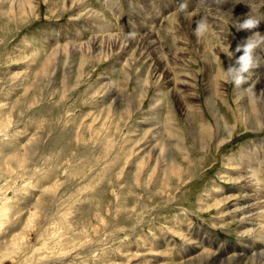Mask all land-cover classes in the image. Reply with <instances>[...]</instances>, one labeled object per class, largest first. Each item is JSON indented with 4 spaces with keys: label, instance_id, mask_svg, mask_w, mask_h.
Segmentation results:
<instances>
[{
    "label": "rangeland",
    "instance_id": "374dc122",
    "mask_svg": "<svg viewBox=\"0 0 264 264\" xmlns=\"http://www.w3.org/2000/svg\"><path fill=\"white\" fill-rule=\"evenodd\" d=\"M19 1L0 0V264H264V101L223 73L264 0Z\"/></svg>",
    "mask_w": 264,
    "mask_h": 264
},
{
    "label": "clouds",
    "instance_id": "9594fccd",
    "mask_svg": "<svg viewBox=\"0 0 264 264\" xmlns=\"http://www.w3.org/2000/svg\"><path fill=\"white\" fill-rule=\"evenodd\" d=\"M180 9H186V3H182ZM260 21L247 14L246 18L240 22H235L237 32L249 31L252 34L244 38L235 48V53H240L234 61H231L224 69V77L231 82L237 90H241V85L248 84L252 77V70L260 65L257 49L264 47V34L259 31H252L258 28ZM206 18H201L196 22L194 34L199 39L207 30ZM254 84H248L247 88L242 89L244 93L253 92ZM264 91V90H262Z\"/></svg>",
    "mask_w": 264,
    "mask_h": 264
},
{
    "label": "bare ground",
    "instance_id": "6f19581e",
    "mask_svg": "<svg viewBox=\"0 0 264 264\" xmlns=\"http://www.w3.org/2000/svg\"><path fill=\"white\" fill-rule=\"evenodd\" d=\"M22 1V0H21ZM23 1H25V0H23ZM72 1V0H71ZM109 1V0H108ZM13 3H14V1H12ZM28 2V1H27ZM76 2V1H75ZM114 2V1H113ZM16 3H18V5L21 3L19 0H16ZM77 3V2H76ZM227 3V2H226ZM75 4V3H74ZM23 5H24V3H23ZM30 5L32 6V4L30 3ZM199 5V4H198ZM201 5V4H200ZM30 6V7H31ZM78 6V5H77ZM167 5H165V7H166ZM207 6V5H206ZM232 6V5H231ZM15 7H17L16 5H15ZM14 7V8H15ZM20 7H21V4H20ZM19 8V7H18ZM22 8V7H21ZM23 8H24V6H23ZM22 8V9H23ZM141 8V7H140ZM237 9V8H236ZM13 10V9H12ZM14 10H16V9H14ZM32 9H30V11H31ZM18 11L20 12V10L18 9ZM22 11V10H21ZM28 11H29V9H28ZM196 11V10H195ZM202 12V11H201ZM212 13V12H211ZM154 16V15H153ZM177 16V15H176ZM188 16V15H187ZM161 17V16H160ZM186 17V16H185ZM191 17V16H190ZM154 18V17H153ZM188 18V21H189V16L187 17ZM181 20V19H180ZM179 21V20H178ZM176 22V21H175ZM209 22V21H208ZM219 22V21H218ZM191 23H192V21H191ZM179 24V23H178ZM183 24V23H182ZM186 24V23H185ZM159 26V25H158ZM145 29V28H144ZM192 30V29H191ZM131 31V30H130ZM186 31V30H185ZM141 35V34H140ZM184 35V34H183ZM148 36V35H147ZM150 36V35H149ZM148 36V37H149ZM132 37V36H131ZM130 37V38H131ZM141 37H142V35H141ZM145 37H146V35H145ZM151 37H152V34H151ZM186 37V36H185ZM134 38H136V37H134ZM143 38V37H142ZM152 39V38H151ZM151 39H150V41H149V44L147 45V46H151V47H153L154 48V43L151 41ZM108 40V39H107ZM136 40H137V38H136ZM145 40V39H144ZM153 40V39H152ZM202 40V39H201ZM200 40V41H201ZM130 42V41H129ZM147 42V41H146ZM145 42V43H146ZM155 42V41H154ZM112 43V42H111ZM134 43V42H133ZM157 43V42H156ZM204 43V42H203ZM101 44V43H100ZM113 45L115 44L116 45V43H112ZM127 44V43H126ZM194 44V43H193ZM114 45V46H115ZM101 46H102V44H101ZM111 46V45H110ZM157 46H158V44H157ZM201 46H203L202 44H201ZM204 46H205V44H204ZM203 46V48H204V50H205V48L206 47H204ZM231 46V45H230ZM103 47V46H102ZM200 47V46H199ZM115 48H117V47H115ZM114 48V49H115ZM136 48H137V46H136ZM142 48V47H141ZM144 48V47H143ZM124 49V48H123ZM147 49V48H146ZM199 49V48H198ZM232 49V48H231ZM134 50V49H133ZM206 50H207V48H206ZM205 50V51H206ZM102 51H103V49H102ZM136 51H137V49H136ZM143 51H144V49H143ZM158 51H159V49H158V47H155L154 48V52H155V54H158ZM185 51V50H184ZM257 51V50H256ZM56 52H58V51H56ZM101 52V51H100ZM140 53H142L141 51H139ZM124 53V52H123ZM160 53V52H159ZM203 53V52H202ZM201 53V54H202ZM56 54H58V53H56ZM137 54H139V53H137ZM146 54V53H145ZM175 54V53H174ZM140 55H142V54H140ZM148 55V54H147ZM153 55V54H152ZM154 56V55H153ZM130 61L127 59V61H126V63H125V65L127 66L128 65V63H129ZM160 62V61H159ZM161 64V62L159 63V65ZM160 67H162V64L160 65ZM260 67V66H259ZM127 68V67H126ZM125 68V69H126ZM262 68V67H261ZM129 69V68H128ZM156 71V70H155ZM157 71H159V70H157ZM198 72V71H197ZM163 73V72H162ZM168 73V72H167ZM224 73V72H223ZM222 73V74H223ZM159 74V73H158ZM221 74V75H222ZM167 75V74H166ZM181 75V74H180ZM220 74H218V76H219ZM163 76H165V75H163ZM206 76V75H205ZM223 76V75H222ZM252 76H253V79H255V80H258L259 82H258V85H257V88H256V94H253V96L254 97H257V102L254 100V102H252V107H253V110H255L256 111V113H257V105H258V108H259V104L262 102V101H264V91H262V90H264V73L262 72V70H260V69H258V68H256V69H253L252 70ZM128 77H130V76H128ZM166 77V76H165ZM159 78V77H158ZM130 79V78H129ZM207 79V78H206ZM149 80V79H148ZM148 82V81H147ZM150 83V82H149ZM149 83H146V85L147 84H149ZM249 83V82H248ZM249 84H252V83H249ZM209 85V84H208ZM209 86H211V84L209 85ZM245 86H247V84H244L242 87H244L245 88ZM148 87V86H147ZM208 87V86H207ZM178 88V87H177ZM176 89V88H175ZM254 89V88H253ZM255 90V89H254ZM253 90V91H254ZM176 92H177V89H176ZM161 93V92H160ZM172 94H173V92H172ZM252 95H251V97H253ZM261 97H262V99H261ZM245 98V97H244ZM246 99H250V97L248 98H246ZM209 100H211L212 101V99L211 98H209ZM245 100V99H244ZM251 100V99H250ZM262 100V101H261ZM207 102H208V100H207ZM209 103H210V101H209ZM209 103H208V105H209ZM244 103H246L245 101H244ZM247 104V103H246ZM211 105V104H210ZM262 105V104H261ZM214 106V105H213ZM243 106V105H242ZM242 106H240L241 108H242ZM244 107V109H245V106H243ZM240 108V109H241ZM243 109V108H242ZM246 109H247V107H246ZM252 109V108H251ZM247 110H249V109H247ZM211 111V110H210ZM250 112H252L251 110H249ZM261 110H258V113H261L260 112ZM245 112H247L246 110L244 111V113ZM254 113V112H253ZM252 113V114H253ZM246 115V114H245ZM262 115V114H261ZM248 116H249V114H248ZM253 117V116H252ZM248 118V117H247ZM248 120V119H247ZM263 120V118H261V120L260 121H262ZM264 121V120H263ZM206 129V128H205ZM218 129V128H217ZM208 130V129H207ZM170 132V131H169ZM174 132V131H173ZM182 133V132H181ZM175 134V133H174ZM177 134V133H176ZM175 134V135H176ZM175 135H173V136H175ZM178 135V134H177ZM178 137V136H177ZM181 140L182 139H180L179 141H178V144H179V146L182 148V143H181ZM245 157L244 158H246L248 155H244ZM261 165V164H260ZM252 169H251V171L250 172H257V171H254V167H251ZM261 168V167H260ZM259 169V168H258ZM256 170V169H255ZM257 185V184H256ZM255 185V186H256ZM256 197V196H255ZM258 199H260V198H258ZM253 205V204H252ZM258 206V205H257ZM251 207V206H250ZM256 208V207H255ZM262 208V207H261ZM261 208L259 207L258 209H260L261 210ZM243 209V208H242ZM247 209V208H246ZM248 211H249V209H247ZM250 210H252V209H250ZM254 210V209H253ZM256 211V210H255ZM254 211V212H255ZM253 212V211H252ZM259 213H260V211H259ZM261 214V213H260ZM245 215V214H244ZM241 218V217H240ZM264 218V217H263ZM261 219V218H260ZM259 222V221H258ZM257 222V223H258ZM263 222V221H262ZM253 224V223H252ZM256 225V224H255ZM258 225V224H257ZM261 224H259V226H260ZM252 226V225H251ZM255 227V226H254ZM263 227H264V225H263ZM251 230V229H250ZM261 230V229H260ZM252 231V233H254V231L253 230H251ZM250 231V232H251ZM249 232V233H250ZM258 232H260V231H258ZM249 233H247V234H249ZM251 234V233H250ZM252 235V234H251ZM264 235V234H263ZM262 244V243H261ZM249 245V244H248ZM246 248V247H245ZM249 249V248H248ZM247 249V250H248ZM257 249V248H256ZM259 249V248H258ZM250 251V250H249ZM255 252V251H254ZM264 253V252H263ZM233 254V253H232ZM238 254V253H237ZM243 254V253H242ZM258 254V253H257ZM261 254V253H260ZM211 254L209 253V255L208 256H210ZM234 255V254H233ZM207 256V255H206ZM206 256H204L203 255V257H206ZM213 256V255H212ZM235 256V255H234ZM241 256V255H240ZM258 256V255H257ZM257 256H256V259H257ZM260 256V255H259ZM237 257V256H236ZM238 258V257H237ZM246 258V257H245ZM253 258H255V256L253 257ZM211 259V258H210ZM240 259V258H239ZM243 259V258H242ZM256 259H255V261H256ZM203 260H204V258H203ZM220 260V259H219ZM261 260V259H260ZM231 262V260L230 259H227L226 258V260H225V262ZM236 261H237V259H236ZM239 261V260H238ZM254 261V260H253ZM259 261V260H258ZM195 262H198V261H195ZM213 262V261H212ZM215 262V261H214ZM221 262V261H220ZM233 262V261H232ZM217 263V262H216ZM235 263V262H234ZM248 263V262H247ZM251 263H252V261H251ZM253 263H255V262H253ZM218 264H220V263H218ZM250 264V263H249Z\"/></svg>",
    "mask_w": 264,
    "mask_h": 264
}]
</instances>
